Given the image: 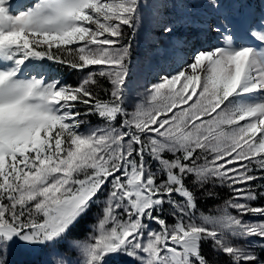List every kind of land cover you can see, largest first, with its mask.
<instances>
[{
    "label": "snow or ice",
    "instance_id": "1",
    "mask_svg": "<svg viewBox=\"0 0 264 264\" xmlns=\"http://www.w3.org/2000/svg\"><path fill=\"white\" fill-rule=\"evenodd\" d=\"M17 243L44 264H264V0H0V264Z\"/></svg>",
    "mask_w": 264,
    "mask_h": 264
},
{
    "label": "rangeland",
    "instance_id": "2",
    "mask_svg": "<svg viewBox=\"0 0 264 264\" xmlns=\"http://www.w3.org/2000/svg\"><path fill=\"white\" fill-rule=\"evenodd\" d=\"M25 2L27 3H24L19 9H23L25 4H27V6L34 4L36 0H26ZM17 10L18 9L15 11ZM133 49L132 63L130 65V85L135 88L144 82V79L148 76L150 64L154 63L155 61L149 54L150 44L145 33H141V35L135 41H133ZM63 68L64 67L52 62H44V69L49 73L50 76L59 77L67 83L75 84L78 80V73L75 71H70L67 68L64 69L65 71H63ZM62 71L64 73H62ZM88 119L92 122V124L98 123L97 118L94 116L89 117ZM92 211H97L95 205H93ZM91 219L92 217L90 215L87 223L90 222ZM86 231L87 229L85 228L80 236H84ZM45 258L44 249L33 248L19 243L13 247L10 256L11 264H44ZM118 259V264H124V262L127 260L126 257H118Z\"/></svg>",
    "mask_w": 264,
    "mask_h": 264
},
{
    "label": "trees",
    "instance_id": "3",
    "mask_svg": "<svg viewBox=\"0 0 264 264\" xmlns=\"http://www.w3.org/2000/svg\"><path fill=\"white\" fill-rule=\"evenodd\" d=\"M85 225H86V219H84V220H82L80 222V224L78 225L77 229L74 231V234L75 233H81L82 230L85 228ZM206 251H208V250L206 249ZM209 256L211 257L210 251H209ZM221 260H223V257H221Z\"/></svg>",
    "mask_w": 264,
    "mask_h": 264
}]
</instances>
